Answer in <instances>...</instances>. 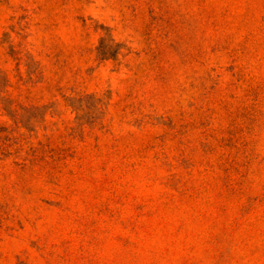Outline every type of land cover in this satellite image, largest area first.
<instances>
[{
	"label": "rangeland",
	"instance_id": "rangeland-1",
	"mask_svg": "<svg viewBox=\"0 0 264 264\" xmlns=\"http://www.w3.org/2000/svg\"><path fill=\"white\" fill-rule=\"evenodd\" d=\"M0 264H264V0H0Z\"/></svg>",
	"mask_w": 264,
	"mask_h": 264
}]
</instances>
